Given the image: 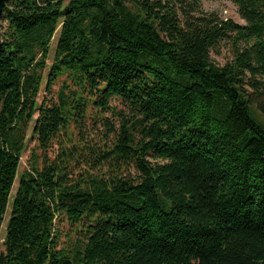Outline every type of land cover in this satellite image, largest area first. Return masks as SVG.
I'll return each instance as SVG.
<instances>
[{
	"label": "trees",
	"instance_id": "trees-1",
	"mask_svg": "<svg viewBox=\"0 0 264 264\" xmlns=\"http://www.w3.org/2000/svg\"><path fill=\"white\" fill-rule=\"evenodd\" d=\"M230 1L6 0L0 264H264V0Z\"/></svg>",
	"mask_w": 264,
	"mask_h": 264
},
{
	"label": "rangeland",
	"instance_id": "rangeland-1",
	"mask_svg": "<svg viewBox=\"0 0 264 264\" xmlns=\"http://www.w3.org/2000/svg\"><path fill=\"white\" fill-rule=\"evenodd\" d=\"M200 2H201L202 9L205 12H216L220 16H222L224 19H233L236 22L242 23V24L246 23L245 20H243L240 17V15L238 13V7L230 0H200ZM58 35H59V33H56V35L52 41V44H51L50 57L47 61L48 67L46 69V75H45L46 77L49 73L51 64L53 62V58L55 55V49L57 46ZM211 57L216 63H218L220 65H223L227 61H229L232 58L231 40L230 39L223 40L212 51ZM64 78L65 77L62 76L60 78V81H61V79H64ZM60 81L54 86V90L59 89ZM46 82H47V80L45 78L42 90H41L40 95L38 97V104L39 105L42 104V102L45 98V95H46V90H45L46 89ZM108 115H110V114H108ZM35 117H37V114ZM36 146H37V144H36V140L33 137V124H32V127L30 128V130L28 132L25 150L22 153V157H21V161H20V165H19V170H18V176H17L16 181L14 183L11 200L13 199V196L17 192L21 175L30 166V162L32 161V153H33V150L36 148ZM11 211H12V204L10 203L8 206L6 215H5L4 223H3L1 231H0V254L5 249L4 242H5L6 232H7V223H8ZM60 230L62 232L60 247H64V246H67L69 244L70 239L73 238L75 234L71 230L70 224L67 221L60 223Z\"/></svg>",
	"mask_w": 264,
	"mask_h": 264
},
{
	"label": "water",
	"instance_id": "water-1",
	"mask_svg": "<svg viewBox=\"0 0 264 264\" xmlns=\"http://www.w3.org/2000/svg\"><path fill=\"white\" fill-rule=\"evenodd\" d=\"M6 0H0V48H1V24H2V15L5 6Z\"/></svg>",
	"mask_w": 264,
	"mask_h": 264
}]
</instances>
